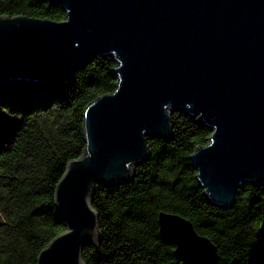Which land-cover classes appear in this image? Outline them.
<instances>
[{"label":"water","instance_id":"water-1","mask_svg":"<svg viewBox=\"0 0 264 264\" xmlns=\"http://www.w3.org/2000/svg\"><path fill=\"white\" fill-rule=\"evenodd\" d=\"M50 1L63 20L0 16V83L72 78L97 55L116 83L82 110L84 145L53 190L64 230L36 264H84L82 247L99 240L95 185L130 181L145 138L171 137L173 111L211 130L188 156L207 203L229 208L239 184L264 185V0ZM156 224L181 264L216 260L187 219L160 211Z\"/></svg>","mask_w":264,"mask_h":264},{"label":"trees","instance_id":"trees-1","mask_svg":"<svg viewBox=\"0 0 264 264\" xmlns=\"http://www.w3.org/2000/svg\"><path fill=\"white\" fill-rule=\"evenodd\" d=\"M0 16L64 19L50 0H0ZM114 63L97 55L64 80L0 83V264H36L64 230L53 190L68 160L80 156L81 113L115 88ZM181 111L168 140L146 137L149 155L121 185H95L91 207L99 240L84 245V264H181L157 233L158 212L187 219L216 248L213 264H264V185H238L229 208L206 202L188 156L211 130Z\"/></svg>","mask_w":264,"mask_h":264}]
</instances>
